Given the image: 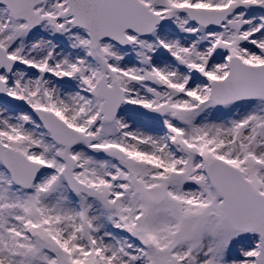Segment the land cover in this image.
<instances>
[{"label": "snow or ice", "instance_id": "snow-or-ice-1", "mask_svg": "<svg viewBox=\"0 0 264 264\" xmlns=\"http://www.w3.org/2000/svg\"><path fill=\"white\" fill-rule=\"evenodd\" d=\"M0 264H264V0H0Z\"/></svg>", "mask_w": 264, "mask_h": 264}]
</instances>
